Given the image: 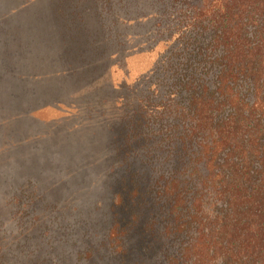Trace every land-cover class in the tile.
<instances>
[{
    "label": "rangeland",
    "instance_id": "374dc122",
    "mask_svg": "<svg viewBox=\"0 0 264 264\" xmlns=\"http://www.w3.org/2000/svg\"><path fill=\"white\" fill-rule=\"evenodd\" d=\"M180 33L161 0H0V264L164 263L159 212L118 198L117 140L138 106L161 109Z\"/></svg>",
    "mask_w": 264,
    "mask_h": 264
},
{
    "label": "trees",
    "instance_id": "16d2710c",
    "mask_svg": "<svg viewBox=\"0 0 264 264\" xmlns=\"http://www.w3.org/2000/svg\"><path fill=\"white\" fill-rule=\"evenodd\" d=\"M161 2L181 31L162 68L168 93L121 126L118 198L159 212L148 225L160 264H264V0ZM128 205L109 234L123 246L140 225Z\"/></svg>",
    "mask_w": 264,
    "mask_h": 264
}]
</instances>
